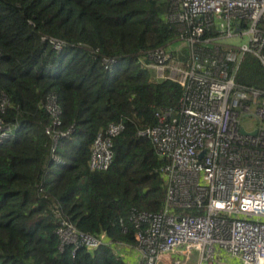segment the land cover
<instances>
[{
  "label": "trees",
  "instance_id": "16d2710c",
  "mask_svg": "<svg viewBox=\"0 0 264 264\" xmlns=\"http://www.w3.org/2000/svg\"><path fill=\"white\" fill-rule=\"evenodd\" d=\"M172 8V0H0V118L13 130L0 145V264H126L112 246L60 250L56 230L66 220L133 246L134 217L163 208L164 161L137 133L156 125L157 112L177 110L183 94L141 64L176 43ZM236 84L264 91L257 59L245 56ZM50 97L60 130L71 132L57 141L45 133ZM118 123L110 168L91 171L94 138Z\"/></svg>",
  "mask_w": 264,
  "mask_h": 264
},
{
  "label": "built area",
  "instance_id": "2783aa9c",
  "mask_svg": "<svg viewBox=\"0 0 264 264\" xmlns=\"http://www.w3.org/2000/svg\"><path fill=\"white\" fill-rule=\"evenodd\" d=\"M172 3L166 20L178 27L175 48L155 49L141 64L152 81L174 82L183 94L177 110L157 112L156 125L137 133L164 161V206L156 214L134 217L133 246L112 244L104 234L92 236L62 220L56 230L59 249H129L136 254L135 264H187L192 253L197 254L195 264H221L222 256L240 264H264V91L236 84L246 55L264 69V0ZM51 44L57 51L62 47L56 40ZM110 66L107 61L106 68ZM6 105V100L0 102V112ZM45 109L51 124L45 133L54 141L69 137L70 130H60L54 97ZM252 116L261 123L255 135L240 121ZM123 128L111 124L96 135L91 171L110 168L112 140ZM12 134L0 118V145Z\"/></svg>",
  "mask_w": 264,
  "mask_h": 264
},
{
  "label": "rangeland",
  "instance_id": "374dc122",
  "mask_svg": "<svg viewBox=\"0 0 264 264\" xmlns=\"http://www.w3.org/2000/svg\"><path fill=\"white\" fill-rule=\"evenodd\" d=\"M239 42L240 41L237 40V41H233V42H230V43L236 45ZM175 45H173L171 48L174 49ZM251 112L254 113V108H252ZM240 121H241V126L245 127L247 129V131H249V132L258 129L260 127V124H261L259 119L257 117H255V116H252V117H241ZM114 251H115V249H114ZM196 256H197L196 253H192L191 260L187 264H195L196 263ZM125 257L126 256H123L122 259L124 261H128ZM221 264H240V263L233 262L232 260L230 261L226 257L222 256Z\"/></svg>",
  "mask_w": 264,
  "mask_h": 264
},
{
  "label": "crops",
  "instance_id": "0c3cea01",
  "mask_svg": "<svg viewBox=\"0 0 264 264\" xmlns=\"http://www.w3.org/2000/svg\"><path fill=\"white\" fill-rule=\"evenodd\" d=\"M119 254L120 256L122 255L121 257L126 256L125 258L128 260V261H125L126 264H135L136 254H134L131 250L121 249ZM232 261L239 263L238 260H235V259H233Z\"/></svg>",
  "mask_w": 264,
  "mask_h": 264
},
{
  "label": "water",
  "instance_id": "95a60500",
  "mask_svg": "<svg viewBox=\"0 0 264 264\" xmlns=\"http://www.w3.org/2000/svg\"><path fill=\"white\" fill-rule=\"evenodd\" d=\"M242 134H245V132L243 130L240 131ZM256 131L252 132L251 135H255ZM202 156V155H201Z\"/></svg>",
  "mask_w": 264,
  "mask_h": 264
},
{
  "label": "clouds",
  "instance_id": "9594fccd",
  "mask_svg": "<svg viewBox=\"0 0 264 264\" xmlns=\"http://www.w3.org/2000/svg\"><path fill=\"white\" fill-rule=\"evenodd\" d=\"M175 44H176V43H175ZM175 44H174V45H175ZM172 46H173V45H171V46H169V47H172ZM245 134H247V133H245ZM115 252H116V251H115ZM119 252H120V250H119ZM119 252H118V254H119ZM116 253H117V252H116ZM119 256H120V254H119ZM121 256H122V255H121ZM121 256H120V257H121Z\"/></svg>",
  "mask_w": 264,
  "mask_h": 264
}]
</instances>
